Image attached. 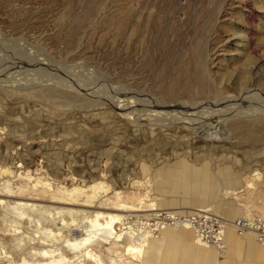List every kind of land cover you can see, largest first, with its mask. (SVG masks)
I'll return each mask as SVG.
<instances>
[{
    "label": "rangeland",
    "instance_id": "1",
    "mask_svg": "<svg viewBox=\"0 0 264 264\" xmlns=\"http://www.w3.org/2000/svg\"><path fill=\"white\" fill-rule=\"evenodd\" d=\"M0 39V88L11 84L30 95L11 100L0 92V191L10 192H0V248L10 258L0 264H109L115 255L126 259L117 264H148L147 258L166 264L160 258L173 247L163 235L160 253L152 237L139 239L145 252L134 259L102 240L71 248L78 243L72 231L80 235V229L63 224L100 213L130 221L159 210H208L221 218L223 245L199 246L214 251V264H264L256 232L264 229V121L220 119L213 142L179 126L143 137L111 108L117 93L129 89L158 99L162 110L212 103L217 88L235 98L239 90L264 92V0H0ZM196 66L214 82L201 94ZM241 74L247 85L237 83ZM188 82L187 93L169 90ZM208 178L217 183L214 200L200 189ZM37 179L53 183V193L35 189L31 180ZM97 182L112 190L93 200L90 187ZM76 186L80 194L73 193ZM116 191L120 200L112 205ZM15 203L25 208L13 209ZM122 204L132 209L124 212ZM241 219L250 227L239 234L233 224ZM61 226L63 243L54 239ZM184 230L196 246L192 230ZM88 250L91 257L80 263Z\"/></svg>",
    "mask_w": 264,
    "mask_h": 264
},
{
    "label": "bare ground",
    "instance_id": "2",
    "mask_svg": "<svg viewBox=\"0 0 264 264\" xmlns=\"http://www.w3.org/2000/svg\"><path fill=\"white\" fill-rule=\"evenodd\" d=\"M1 41H3V40H1ZM12 51H14V50H12ZM8 56H11V54ZM6 57H7V55H6ZM14 62H13V64H14ZM15 64H17V63H15ZM27 70H26V73L29 71V70L28 71ZM196 70L198 72L196 92L198 94H201L203 92V90L207 89L208 82L210 83V81L207 80V71H206L205 67L203 68L202 66L201 67L196 66ZM43 71H45V70H43ZM48 73H50V72H48ZM36 76H38V75H36ZM41 76H42V74H41ZM33 80L35 81L36 79H33ZM241 80H243L244 82ZM239 81H241L242 83H246L245 85H247V83H248V81L245 82L246 79L244 77V74H241L237 78V83ZM211 83L214 84L213 81H211ZM46 84H48V82ZM188 84H189V82L183 84V86H181V87L171 86L169 88V90H170V92L181 91L182 93H187L189 91ZM250 84H251V82H250ZM262 85L264 86V84H262ZM72 86H74V85H72ZM69 88L73 89V87H71V86ZM18 89H20V87L8 84L7 87L3 88V90L0 88V92L5 94L11 100H13L17 97H21L23 100H25L30 96L27 93H19ZM71 89H69V90H71ZM166 89H168V88H166ZM238 92H239L240 96L235 98L233 95H221L220 90L217 88L215 91V94H214V96H215L214 101L212 103L208 102L207 100L202 101V102H194V103L193 102L192 103H179L178 102L179 104L176 103L175 107L170 108V107H172L170 105V107L166 108L167 106L165 105L166 109L164 108L165 110H162V108L164 106L160 103V101L158 99H155L152 96H147L145 94L135 93L133 90L129 89L127 92H125L122 95L121 94L118 95V93H117V97H115V94H114L115 100H112L111 108H113L114 111L117 113V115L127 123V126H128L127 129L131 132H137V133L139 132V134H137L139 136L145 137L148 134V132H150V131L159 133V131L164 129L163 126L171 127V128L179 126L183 130L191 133L192 136H196V138L201 137L205 140L213 142L214 136L217 133L218 128L222 127L221 123H224L223 121L220 122L219 121L220 119L225 118V121L228 122V121H230V120L232 121L234 119L237 120V118L238 119L239 118H245L246 120H251V118L254 117V118H256V119L252 120L254 122L264 121V92H262L261 90L254 91L253 89L239 90ZM79 94H81V93H79ZM111 99H113V97ZM233 99H236L234 104L230 103V101H232ZM109 101H111V100L109 99ZM217 117H219V118L217 119ZM162 133H163V131H162ZM6 172H8V169H4L2 173L5 174ZM31 183L33 184V187L35 189L42 188V189H45L49 193H53L52 191L54 189V185H53V183H51L47 180H44V179L31 180ZM213 186L214 185L210 184V185H208V187L205 188V193L207 195H210L208 193H210L209 189H211V188H212L211 194H214L213 191L215 189L213 190ZM81 190H82L81 188L76 186L74 188L73 193L74 194L79 193ZM90 190H91V193L93 195L92 199L93 200H98V199L100 200V199L104 198L112 189L109 188L108 185H106L103 182H97V183L91 185ZM0 192H2V194L6 195V196H8L10 193L9 191H7L5 193V191H3V190ZM115 197H116V200L111 202L112 205H115V203L120 200V192L116 191ZM3 204H4V200L0 199V206ZM10 206L13 209H17L18 207L25 208V206L19 205L17 203H15L14 205L11 204ZM153 206L156 207V205H153ZM122 207H123V211L124 210L127 211V209H132V206H128L127 204H122ZM65 212L67 214H69V216H73L72 211H65ZM15 213H16V211H15ZM17 215H18V213H17ZM42 216L43 215L40 214L38 218H41ZM84 218H86V220H84L83 218H80V217H79V219L76 217H73V218H68V219H66L67 221L63 222V224L68 223L70 226H75V227L80 229V236H79V238H77L78 243H71L72 244L71 248L74 246L79 247L80 245H81V247L85 246V245H90L92 243V242H90L91 240H95V241L102 240L103 242L106 243L108 248L109 247L110 248H117V247L122 248L123 247L122 249H124V255L132 256V258H134V259H141V257L144 255L145 248L143 249L142 242H138V240L139 239L144 240L145 237L146 238L152 237V240L154 241L153 243L157 246L158 253H160V251H161V241H160L161 239L159 238L160 236L155 238V237L151 236L150 231H148V230H144V231H137L136 230V232H140V233L143 232V234L142 233L141 234L135 233L134 232L135 229L129 227V225H128V223L130 222L128 217L119 216L116 214L114 215V214L100 213V215L97 214L94 216L93 215H90V216L84 215ZM45 221L46 220H44V222ZM247 224H248V222H247ZM81 225H83V226H81ZM183 227L188 228L187 226H183ZM183 227L178 226L177 227L178 229L175 230L174 232L172 230L170 231V230L164 229L165 231H163L160 235H164L167 238L171 237L172 241H173V239H175L176 241H178V243L180 241H182L180 239L188 240V237H187L188 232H187V230L185 231ZM249 227H250V225L248 224V227H246L244 230H246V229L248 230ZM251 227H254V226H251ZM62 228H63V226L59 227V231L56 232L57 234H56V237H54V239L60 240L63 243L66 241V239L62 238V235H63V234H61ZM262 228H264V227H262ZM257 229L260 230L259 226H257ZM66 230H67V228H66ZM226 230H227V227L225 229L224 235L226 234ZM244 230L242 231V233L247 232ZM8 232L11 235L15 236L16 232L13 230V228H12V230L10 229V231H8ZM256 232H258V231H256ZM119 233H121V235H122L120 241H118L119 239L117 240V235ZM261 235L263 237L260 240L261 244H262V243H264V234L260 233L258 235V241H259V238ZM29 240H30V238L27 236L26 241H29ZM72 240H74V239H72ZM96 245H100V244H96ZM196 246L197 247H199V246L204 247V245H202V243L199 240L197 241ZM212 246H214V245H212ZM39 247L41 248L42 251H45L47 249V246L43 245V244H40ZM209 247L210 246H207V248H209ZM181 249L182 248L180 246V250ZM207 250H209V249H207ZM4 251H5L4 248L3 249L0 248V260L2 262L4 261V263H10L9 255ZM48 252H49V249H48ZM29 254L31 255V252ZM91 254L92 253H90L89 250L84 252L79 257V259H80L79 262L81 263L82 259L90 258ZM116 254H118V253H116ZM60 257H62V256H60ZM120 260L123 261V263H125L124 261L126 259L124 260L122 258H119L118 255H115V258L109 259V264H117V263H119ZM19 261H17V262H19Z\"/></svg>",
    "mask_w": 264,
    "mask_h": 264
},
{
    "label": "built area",
    "instance_id": "3",
    "mask_svg": "<svg viewBox=\"0 0 264 264\" xmlns=\"http://www.w3.org/2000/svg\"><path fill=\"white\" fill-rule=\"evenodd\" d=\"M131 228L135 229L137 234H143L145 229L150 231L151 236L158 237L165 228L187 226L195 235L196 240L205 245H214L220 248L223 245L224 232L226 229L225 222L210 211H194L185 213L165 212L159 210L153 215L135 214L130 217ZM235 230L240 234L246 227L247 221L241 219L234 224ZM264 234V229H260L258 234ZM77 229L72 231L71 238H78ZM262 239V235L260 236Z\"/></svg>",
    "mask_w": 264,
    "mask_h": 264
},
{
    "label": "crops",
    "instance_id": "4",
    "mask_svg": "<svg viewBox=\"0 0 264 264\" xmlns=\"http://www.w3.org/2000/svg\"><path fill=\"white\" fill-rule=\"evenodd\" d=\"M203 173H200L199 176H206L207 177V174H205V173L203 174ZM198 179L200 181L203 178H200L199 177ZM210 180H212V178H208L207 181H205V183H202V186H201L200 189L206 188L207 187V182L208 183L210 182L208 185H210V184L211 185H214L213 186V190H214L215 189V185L217 183H216L215 179L212 180V181H215V183H213ZM209 190H210V193H208V194H210V195H207L204 192L205 195H207V198H213V200L216 199L217 196L213 197L216 194H211L212 193V188L209 189ZM215 191H216V189L213 191V193H215ZM218 191H219V188H218ZM223 192H224V190H223ZM82 200H83V197H81V198L78 199V201H82ZM153 205H155V204H153ZM172 231L174 232L175 230H172ZM187 232H188V234H187L188 240L180 239L182 241H180L179 243L175 239H173V241H172V238L171 237H169V238L163 237V240H164V243H166V246H168V245H170L172 243L171 245H173L172 246L173 247L172 248L173 251H172L171 256H166L167 251H170L169 249H166V251L164 252V255L162 256V258H160V261L163 262V263H166V264L168 262H170V264H176V263L178 264V263L183 262L185 260V257H187V258L188 257H190V258L193 257L194 258L193 259L194 264H214V261L217 260L216 259L217 257L214 259V256H213V252L214 251H212L211 253H209V251L203 250V249H201L199 247H196L194 244L193 245H190L191 242H192V240H193V238H191V235H190L189 231H187ZM233 239L234 238H232V242H228L227 243L228 246H232ZM144 240H146V238H144ZM224 241H225V239H224ZM179 245L182 248L181 250H180V246ZM146 256H148V254ZM146 260L148 261V264H154V263H150L149 262L150 260L148 258ZM222 264H227V263H222Z\"/></svg>",
    "mask_w": 264,
    "mask_h": 264
}]
</instances>
